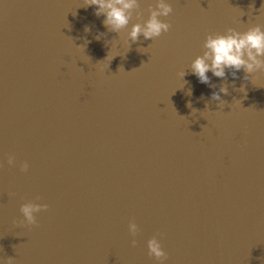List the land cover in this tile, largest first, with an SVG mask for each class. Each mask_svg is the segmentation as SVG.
<instances>
[{"label": "water", "instance_id": "obj_1", "mask_svg": "<svg viewBox=\"0 0 264 264\" xmlns=\"http://www.w3.org/2000/svg\"><path fill=\"white\" fill-rule=\"evenodd\" d=\"M171 3L169 31L126 51L135 13L118 34L84 0H0V256L160 264L156 235L163 264H264V73L210 88L187 68L206 34L264 27V0ZM29 200L48 207L13 224Z\"/></svg>", "mask_w": 264, "mask_h": 264}, {"label": "clouds", "instance_id": "obj_2", "mask_svg": "<svg viewBox=\"0 0 264 264\" xmlns=\"http://www.w3.org/2000/svg\"><path fill=\"white\" fill-rule=\"evenodd\" d=\"M84 5V7L92 6L96 16L103 15L102 24L108 31L118 34L129 25L135 13L137 22L131 24L126 36L123 37L126 51L129 50L130 44L135 43L139 37L142 36L145 40H153L170 29L169 22L161 19V17H167L172 12L171 0H149L147 3L146 19L144 18L143 11L140 9L139 0H84ZM84 30L88 31L87 26H85ZM103 35L104 33L98 32L94 38L98 40ZM86 44L87 41H85L84 45L76 46L84 48ZM113 46H115L114 40L112 41ZM147 48L138 46L137 51L145 52L144 50ZM201 48V54L196 55L190 61L187 68L197 78L198 82L206 84L210 88L214 87V85L209 83L210 77L207 75L209 72H211L212 76L224 78L227 69L229 70V75L235 78L237 71L242 69L245 74L243 79L251 81L253 74L257 72L264 73V27L259 23L250 25L244 31H237L235 28L228 27L223 33H208L203 39ZM113 56L109 57L108 53L104 60L110 61ZM177 75L182 81L181 86L177 88H183L184 84L187 83L183 79L186 75L184 69L180 70ZM239 91H245L243 84L240 85ZM221 93L227 94V87L223 83L220 85L218 91L210 93L212 100L219 101L218 107L220 108L224 106V101L221 100L220 96ZM186 94L191 95L190 88ZM233 101L240 104V100L236 98H233ZM187 106L191 108V103L188 102ZM205 109H207V103H205ZM196 111L197 109L191 108L192 113ZM7 162L9 165H13L15 161L12 156H9ZM27 168V162L20 164L21 171L27 170ZM9 195H14V193H10ZM47 207V204L34 203L29 200L22 203L19 207L22 219H13L12 222L21 226L33 225L36 223L34 214ZM127 227L128 232L135 237L138 232L137 224L130 220ZM130 243L134 246L136 240L132 239ZM146 246L148 255L155 258L160 264H163V261L167 259V253L161 247L160 240L156 235H153L146 241ZM0 264H14V257L0 256Z\"/></svg>", "mask_w": 264, "mask_h": 264}]
</instances>
